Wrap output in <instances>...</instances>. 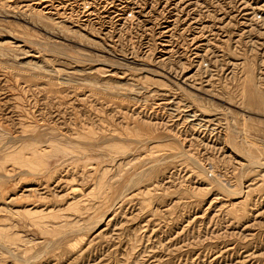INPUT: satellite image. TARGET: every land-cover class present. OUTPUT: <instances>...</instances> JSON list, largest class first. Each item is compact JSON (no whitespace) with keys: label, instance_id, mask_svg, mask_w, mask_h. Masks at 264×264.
<instances>
[{"label":"rangeland","instance_id":"1","mask_svg":"<svg viewBox=\"0 0 264 264\" xmlns=\"http://www.w3.org/2000/svg\"><path fill=\"white\" fill-rule=\"evenodd\" d=\"M0 264H264V0H0Z\"/></svg>","mask_w":264,"mask_h":264}]
</instances>
